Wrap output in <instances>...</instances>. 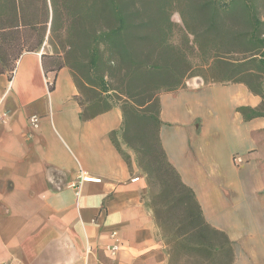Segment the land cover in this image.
<instances>
[{
    "label": "crops",
    "instance_id": "0c3cea01",
    "mask_svg": "<svg viewBox=\"0 0 264 264\" xmlns=\"http://www.w3.org/2000/svg\"><path fill=\"white\" fill-rule=\"evenodd\" d=\"M44 54L25 51L0 73V264H168L147 182L111 138L121 108L84 121L70 69ZM261 104L243 83L201 77L160 96L163 149L233 244V264H264V117L239 112Z\"/></svg>",
    "mask_w": 264,
    "mask_h": 264
},
{
    "label": "trees",
    "instance_id": "16d2710c",
    "mask_svg": "<svg viewBox=\"0 0 264 264\" xmlns=\"http://www.w3.org/2000/svg\"><path fill=\"white\" fill-rule=\"evenodd\" d=\"M48 33L53 49L69 50L64 63L44 55L52 68L70 69L81 118L121 108L122 133L111 138L127 162L120 143L138 160L168 264H233V244L206 222L163 149L160 96L194 77L243 83L262 104L239 112L246 121L264 117V0H0V73L12 74L23 52L40 51ZM113 83L126 97L118 105L108 101Z\"/></svg>",
    "mask_w": 264,
    "mask_h": 264
},
{
    "label": "rangeland",
    "instance_id": "374dc122",
    "mask_svg": "<svg viewBox=\"0 0 264 264\" xmlns=\"http://www.w3.org/2000/svg\"><path fill=\"white\" fill-rule=\"evenodd\" d=\"M173 21H175L177 23H181L180 16L178 14H174L173 15ZM55 45H56V49H53V47L50 45V42H49V33H48L47 37L43 43V46L41 47V50H43L44 53L46 52L49 54H53L55 61L64 63L65 58H67L66 53L69 50L67 47H61L60 45H58V43H56ZM78 55H79L78 52H76L75 55H73V56L69 55L68 60H70V61L75 60L78 57ZM79 61H82L83 63H85L82 59H79ZM113 85H114L113 89L110 90V92L108 93V97H109L108 101L111 104L118 105V104H121L122 102L126 101V97L124 96V94H122V92H121L122 89L119 86V84L113 83ZM119 147H120L122 153L127 158L130 165L132 167H136L138 169L139 173L145 179L144 175L142 174L141 170L138 167V160H137L135 154L129 148L124 146L122 143L119 144Z\"/></svg>",
    "mask_w": 264,
    "mask_h": 264
},
{
    "label": "built area",
    "instance_id": "2783aa9c",
    "mask_svg": "<svg viewBox=\"0 0 264 264\" xmlns=\"http://www.w3.org/2000/svg\"><path fill=\"white\" fill-rule=\"evenodd\" d=\"M30 121H31V123H32L33 125H37L39 119H38L37 117H31V118H30ZM234 161H235V163H237V164H241V163H242V160H241L240 157H235ZM136 180H138V179H135L134 181H136ZM80 181H81V182L101 183L102 180L99 179V178H94V177H90V176H87V175L82 174V175H81V179H80ZM73 187L76 188L77 185H73ZM78 194H79V193H78ZM117 250H118V246H113V247L111 248V251H112V252H115V251H117Z\"/></svg>",
    "mask_w": 264,
    "mask_h": 264
}]
</instances>
